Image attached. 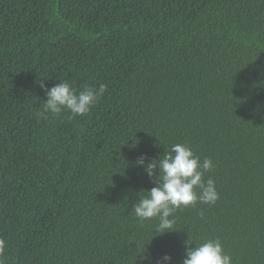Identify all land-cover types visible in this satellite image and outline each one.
Instances as JSON below:
<instances>
[{"label": "trees", "instance_id": "trees-1", "mask_svg": "<svg viewBox=\"0 0 264 264\" xmlns=\"http://www.w3.org/2000/svg\"><path fill=\"white\" fill-rule=\"evenodd\" d=\"M61 81L108 88L38 117ZM176 143L213 161L219 199L159 236L130 216L156 186L136 161ZM189 237L264 264V0H0L4 264H182Z\"/></svg>", "mask_w": 264, "mask_h": 264}, {"label": "clouds", "instance_id": "clouds-1", "mask_svg": "<svg viewBox=\"0 0 264 264\" xmlns=\"http://www.w3.org/2000/svg\"><path fill=\"white\" fill-rule=\"evenodd\" d=\"M46 100L37 116L47 119L59 117L67 111L72 118L84 117L107 91L108 86L101 83L98 88L85 87L79 93L67 82L61 81L50 89L43 84ZM146 157H139L137 166L143 167L146 175L156 185L150 190L138 193V199L132 204V214L143 225L145 222L158 221L155 231L162 236L176 232L175 213L195 204H215L219 199L213 179H204L205 174L214 167L213 161L205 158L202 162L193 150L183 143H176L165 150L159 159L146 163ZM197 189L199 191H197ZM156 236V235H155ZM192 245H195L194 247ZM5 241L0 239V264H4ZM185 258L182 264H233L219 239H209L195 244L189 237L185 241ZM145 250L140 256H144ZM168 255L161 257L158 264H171Z\"/></svg>", "mask_w": 264, "mask_h": 264}]
</instances>
